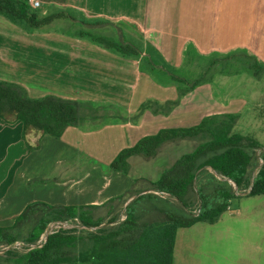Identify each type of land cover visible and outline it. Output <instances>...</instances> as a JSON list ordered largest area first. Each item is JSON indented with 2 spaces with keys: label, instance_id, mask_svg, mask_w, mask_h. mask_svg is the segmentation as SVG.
<instances>
[{
  "label": "crops",
  "instance_id": "obj_1",
  "mask_svg": "<svg viewBox=\"0 0 264 264\" xmlns=\"http://www.w3.org/2000/svg\"><path fill=\"white\" fill-rule=\"evenodd\" d=\"M37 1L49 10L70 8L81 17L122 25L121 37L124 40L140 49L142 46L152 47L149 49L153 52L151 58L154 62L160 61V65L181 73L200 67L194 71L197 73L212 57L236 52H246L264 62V0ZM5 20L0 16V31H3V24L8 26L6 29L9 31L10 25ZM11 27L13 33L14 28H20L14 24ZM110 27L114 28L110 25L101 28ZM127 27L134 29L138 36L129 32ZM101 28L92 30L94 33L100 32ZM116 31L114 29L115 33H110V36L120 38ZM35 34L28 35L34 37ZM39 35L40 46L31 51L13 49V45L5 40L7 37L4 33L0 32V55H23L30 62H39L44 81L47 83L50 80L58 87L48 91L51 94L114 104L130 112L148 99L165 101L177 96L176 87L170 81L157 82L152 73L143 72V57H127L89 38L65 36L62 31ZM142 52L145 55V51ZM240 75H223L236 80L229 85L215 86V79L208 84L219 101L213 111H179L186 94L168 116H155L146 111L137 126L117 124L103 129L105 132L86 133L78 127L69 126L60 138L29 129L27 138L36 146L32 149L27 147L22 137L23 127L19 121H15L13 116L8 120L0 118V226L12 225L23 209L35 201L51 205H102L109 199L123 195L137 179L156 181L178 158L192 152L197 143L178 140L166 143L154 157L131 156L126 174L112 170L110 163L120 150L135 144L133 135L137 133H140V139L156 133L160 128L197 125L203 117L212 114L238 113L230 106L235 100L246 98L245 84L240 90L234 88ZM0 79L4 80L2 77ZM23 86L29 92V87ZM219 88L225 94L224 98L216 96L214 89ZM226 94H232L231 98H226ZM247 104L245 100L239 106L237 123L242 110L248 108ZM158 118L170 119V125L158 126ZM145 121L148 122L147 126ZM146 127H150L149 130ZM168 148L170 164L167 157V164L159 169L160 165L152 160L161 157ZM81 151L94 159L109 153L105 162L106 171L97 170V166L93 165L82 168L81 165L85 164H79L76 158ZM133 157L140 158L134 159L132 164L130 160ZM140 162H152L149 166L153 175H144L139 168ZM207 175H213L211 180L214 185L227 181V186H231L228 180L217 176L211 168L207 169ZM206 176L199 177L203 183L209 182ZM33 179L43 182L30 187L29 182ZM98 200L101 203H97ZM167 201L169 205L181 208L176 199ZM172 264H264V194L232 198L227 210L214 223L196 222L189 227L178 228Z\"/></svg>",
  "mask_w": 264,
  "mask_h": 264
},
{
  "label": "trees",
  "instance_id": "obj_2",
  "mask_svg": "<svg viewBox=\"0 0 264 264\" xmlns=\"http://www.w3.org/2000/svg\"><path fill=\"white\" fill-rule=\"evenodd\" d=\"M0 16L28 33L63 17L89 29L110 24L104 20L74 17L62 9L41 15L28 0H0ZM74 35L89 38L124 56L146 58L154 68L162 70L165 76L162 82L171 78L176 83L175 99L163 102L148 99L141 103L136 114L126 117L122 111L117 116L125 122L136 121L147 110L153 115L168 116L183 96L199 85L212 82L217 73L246 72L256 80L264 77V62L246 52L212 57L198 76L188 78L177 70L157 65L149 54L144 55L135 44L125 41L121 32L120 40L90 30H77ZM106 105L54 94L33 97L23 85L0 79V118L8 120L13 116L22 124V137L30 149L36 146L27 138L29 129L60 138L69 126L82 127L87 122L105 119ZM238 118V113L212 114L194 126L160 128L123 148L110 167L126 174L131 156L154 157L166 143L178 140L197 143L192 152L178 158L156 181L138 179L123 195L102 205L29 203L12 225L0 226V246L17 241L25 245L34 243L54 220L77 218L87 229L59 230L50 234L41 247L30 250L10 248L0 254V264H172L178 228L196 222L214 223L227 210L232 198L264 194V145L249 135L234 131ZM208 168L233 185L227 186V181L214 185L213 175L206 176ZM200 175L206 176L209 182L203 183ZM38 182L43 181L33 179L29 186ZM140 182L146 183L145 189H138ZM157 193H165L167 197ZM170 198L176 199L181 208L169 205ZM128 201L125 218L119 220L115 210ZM195 206L199 207L198 214L193 212ZM102 209L107 210L108 217H95Z\"/></svg>",
  "mask_w": 264,
  "mask_h": 264
},
{
  "label": "rangeland",
  "instance_id": "obj_3",
  "mask_svg": "<svg viewBox=\"0 0 264 264\" xmlns=\"http://www.w3.org/2000/svg\"><path fill=\"white\" fill-rule=\"evenodd\" d=\"M33 7V6H32ZM35 10H37L41 15H45L48 13H52V11H56L57 9H62L65 12H70V14H72L74 17H79L80 14H78V12L71 10L70 8H52V10L49 11V9H47L44 6H38V7H33ZM7 21V20H5ZM6 23H8L10 25L9 31H7L8 26H6L5 24L2 25L3 27V31H0L2 33H4L5 37H7V39H5L6 41H9V43L11 45H13V49H24V50H35L39 48V44H38V40H39V33H43L46 32L48 34L53 33L54 31H62L63 34L65 36H73L74 33L77 30H90L91 32H93L92 29L86 28L84 26H82L79 22H76L68 17H63V18H57L55 20H53L51 23H49L48 25H45L37 30H35L33 33H28L26 32L24 29L20 28H14L15 33H13L11 31L12 29V24L11 22L7 21ZM110 26H113L114 28L110 27L108 29H99V31L101 32H95L96 34H100V35H104L107 37H111L114 38V36H110V33H115L114 29L117 30L116 32L119 34L120 36V32L122 29V25H118L117 23H112L110 22L109 24ZM106 25V26H109ZM1 27V26H0ZM19 27V26H18ZM46 29V30H44ZM1 30V28H0ZM24 30V31H23ZM127 30L129 32H132L134 34V36H138V33H136L134 31V29L127 27ZM35 34V36H29L28 34ZM41 35H45V34H41ZM115 40H120L118 37L114 38ZM4 40V39H3ZM4 40V41H5ZM22 41V42H21ZM126 41V40H125ZM129 42V41H128ZM35 44V45H34ZM38 44V46H37ZM22 47L20 48L19 46ZM139 48V46H137ZM150 48V47H149ZM148 46L141 47V51L144 50L145 54H149L150 56L153 54L152 51H150ZM0 53H2V50H0ZM143 53V52H142ZM38 57V56H35ZM128 57V56H127ZM0 58H5V60L1 61L0 60V77L4 78V80H9V81H19L22 85H26L27 87H29V93L31 96L33 97H38V96H42V94L47 93L48 91H52L58 87H56L54 85V83H52L50 80L49 82L47 81V83L44 81L43 78V74L40 73V69H39V62H35V61H28L29 59L26 56L20 55V56H15L13 57V55L10 53L7 56H2L0 55ZM20 59V60H18ZM13 60V61H11ZM142 68H143V72L146 73V71H150L153 75L154 78L156 79L157 82H161L163 81V79H165V76L163 75L162 70L158 69V67L154 68L147 60L146 58H142ZM156 64L160 65V61L155 62ZM200 67H196L194 70L192 69L191 71H184L183 73L179 72L180 74L188 77V78H193L196 77L200 74V72L203 70L201 69L200 71H198L197 73H195L194 71L199 70ZM224 74H221L219 76V74L217 73V75H215L214 79L216 82H214V84L217 85H226V84H230L231 82H235L236 80H234V78L228 76V77H222ZM213 79V80H214ZM65 80V79H63ZM237 85L234 86V88H236L237 90H240L243 86V84H245V100L247 101V107L248 108H244L242 110V116L240 118V120L237 123V128L236 131L244 134V135H249L255 139H257L262 145H264V77L261 80H256L254 78H252L249 74H247L246 72H242L240 77L237 78ZM65 82V81H64ZM170 83H172L173 85H175L176 87V83L170 78ZM209 83H205L202 85L197 86L196 88H194L192 91H190L183 100V103L180 105V109H204V111H213L215 110V108H217L219 101L217 98H215L213 96V92H212V88L210 85H208ZM238 85H239V89H238ZM233 88V89H234ZM214 92L216 94V96L222 97L223 96V91L219 88L218 90L214 89ZM239 92V91H238ZM48 94H51L50 92H48ZM53 94V93H52ZM55 95V94H54ZM225 95V94H224ZM226 98H231L232 94H226ZM242 99V98H241ZM244 99V98H243ZM235 100L234 104L232 106H230V109H234L236 111H238V113L240 112L239 106L243 103V101L245 100ZM182 101V99H181ZM180 101V103H181ZM163 102V101H162ZM179 103V104H180ZM107 108V115L105 117V119L102 120H98L95 122H87L85 125H83L82 127H78V129H80L82 132H98L100 130H102L103 132H105L103 129L106 128H111L113 125H122V124H130L131 126H137L140 124V121L143 117L144 114H142V116L139 117V119H137L136 121L131 120V121H121L119 120V118H117V116L122 113L124 115H127L126 117H130L131 115H134L138 112V109H136L135 111H127L122 109L119 106H115L114 104H109L106 103ZM178 106V105H177ZM176 106V107H177ZM256 106V107H254ZM175 107V108H176ZM225 109H228L227 106H225ZM148 111V110H147ZM146 112V111H145ZM144 112V113H145ZM121 115V114H120ZM161 115V114H158ZM155 115V116H158ZM161 116H165V115H161ZM158 126L164 125V124H169L170 125V119L167 120V118H164L165 120L158 118ZM147 121H145V125L147 126ZM187 123V122H186ZM172 124H176V122H173ZM114 127V126H113ZM122 127V126H119ZM151 129H154V127L150 126ZM150 127H146V130H149ZM115 130V129H114ZM143 134V133H142ZM140 133H137L135 135H133V140L134 143H136V141L139 139ZM109 156V153H104V155H102L101 157H98V159H94V158H90L88 157L86 154H84L82 151L81 153L78 154V156L76 157L79 164H85V165H81L82 168H91V165L93 166H97V170L101 169L102 172L106 171V167L107 165H105L106 160ZM167 157H169V164H170V148H168V150H166L165 152H163V154L161 155V157L152 160L155 163L157 162V165L159 166V169L164 168V166L167 164ZM136 158H140V157H133L130 162L132 163V161ZM260 160V159H259ZM260 162H262V160H260ZM139 163V162H138ZM152 162H140V169L142 170V173L144 175L147 176H151L153 175V173H151L150 171V166ZM133 164V163H132ZM133 167H137L133 166ZM160 176V175H159ZM129 178V177H128ZM143 179V178H140ZM138 180V179H137ZM136 181V180H135ZM149 181V180H148ZM231 185H233L232 182H230ZM146 183L144 182H140L138 184V189H145ZM160 194L162 197H167V194L164 193H157ZM101 198V197H100ZM101 200V199H99ZM97 201V203H101V201ZM131 201V199L129 200ZM126 202L123 205H120L117 207V209L115 210L116 215L119 216V220H123L125 218V209H126V205L129 203ZM104 202V201H103ZM198 206H195L193 209V212L197 214L198 212ZM105 209L99 210L97 211V213L95 214V217H102L103 219L107 218V214L105 213ZM110 217V216H109ZM105 224V223H104ZM95 229V228H93Z\"/></svg>",
  "mask_w": 264,
  "mask_h": 264
},
{
  "label": "built area",
  "instance_id": "obj_4",
  "mask_svg": "<svg viewBox=\"0 0 264 264\" xmlns=\"http://www.w3.org/2000/svg\"><path fill=\"white\" fill-rule=\"evenodd\" d=\"M28 1L31 3V5L33 7L40 6L39 1H37V0H28ZM198 212H199V209H198ZM198 212H197V214H198ZM72 228H75L78 230L87 229V227L82 225L77 218L70 219V220H54V221H51L48 223L45 230L43 231V233L40 235V237L38 238V240L36 242L25 245L24 243L17 241L15 243H13L12 245H1L0 246V254L4 253L6 250H8L10 248L30 250V249H33L35 247H41L46 242V240L50 234H53L59 230H68V229H72ZM93 228L94 227H92L91 229H93Z\"/></svg>",
  "mask_w": 264,
  "mask_h": 264
}]
</instances>
